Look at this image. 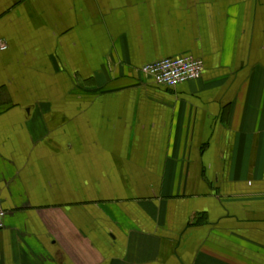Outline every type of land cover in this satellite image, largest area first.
<instances>
[{
	"label": "crops",
	"instance_id": "0c3cea01",
	"mask_svg": "<svg viewBox=\"0 0 264 264\" xmlns=\"http://www.w3.org/2000/svg\"><path fill=\"white\" fill-rule=\"evenodd\" d=\"M3 43L0 264H264V0H0Z\"/></svg>",
	"mask_w": 264,
	"mask_h": 264
},
{
	"label": "built area",
	"instance_id": "2783aa9c",
	"mask_svg": "<svg viewBox=\"0 0 264 264\" xmlns=\"http://www.w3.org/2000/svg\"><path fill=\"white\" fill-rule=\"evenodd\" d=\"M2 50L7 48L1 44ZM204 61L194 55H182L148 62L141 66L140 73L153 79L158 85L177 87L188 81L199 79L204 73ZM6 210L0 203V230L4 227Z\"/></svg>",
	"mask_w": 264,
	"mask_h": 264
}]
</instances>
